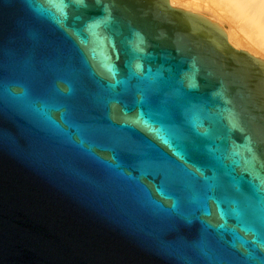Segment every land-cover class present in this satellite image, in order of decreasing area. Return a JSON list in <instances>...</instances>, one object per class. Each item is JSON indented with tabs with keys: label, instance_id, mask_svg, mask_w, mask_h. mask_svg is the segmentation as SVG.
Returning a JSON list of instances; mask_svg holds the SVG:
<instances>
[{
	"label": "water",
	"instance_id": "water-1",
	"mask_svg": "<svg viewBox=\"0 0 264 264\" xmlns=\"http://www.w3.org/2000/svg\"><path fill=\"white\" fill-rule=\"evenodd\" d=\"M0 264H264V60L169 0H0Z\"/></svg>",
	"mask_w": 264,
	"mask_h": 264
},
{
	"label": "bare ground",
	"instance_id": "bare-ground-1",
	"mask_svg": "<svg viewBox=\"0 0 264 264\" xmlns=\"http://www.w3.org/2000/svg\"><path fill=\"white\" fill-rule=\"evenodd\" d=\"M221 25L229 43L264 60V0H169Z\"/></svg>",
	"mask_w": 264,
	"mask_h": 264
},
{
	"label": "rangeland",
	"instance_id": "rangeland-1",
	"mask_svg": "<svg viewBox=\"0 0 264 264\" xmlns=\"http://www.w3.org/2000/svg\"><path fill=\"white\" fill-rule=\"evenodd\" d=\"M188 1H201V2H205V0H188Z\"/></svg>",
	"mask_w": 264,
	"mask_h": 264
}]
</instances>
